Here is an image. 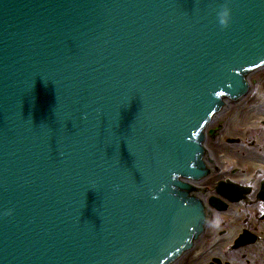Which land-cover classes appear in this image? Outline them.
<instances>
[{
  "label": "water",
  "instance_id": "95a60500",
  "mask_svg": "<svg viewBox=\"0 0 264 264\" xmlns=\"http://www.w3.org/2000/svg\"><path fill=\"white\" fill-rule=\"evenodd\" d=\"M263 66L264 0H0V264L178 262Z\"/></svg>",
  "mask_w": 264,
  "mask_h": 264
},
{
  "label": "flooded vegetation",
  "instance_id": "af4514ba",
  "mask_svg": "<svg viewBox=\"0 0 264 264\" xmlns=\"http://www.w3.org/2000/svg\"><path fill=\"white\" fill-rule=\"evenodd\" d=\"M206 149L208 174L189 183L208 206V226L176 264H264V67L251 75L248 93L214 118Z\"/></svg>",
  "mask_w": 264,
  "mask_h": 264
},
{
  "label": "rangeland",
  "instance_id": "374dc122",
  "mask_svg": "<svg viewBox=\"0 0 264 264\" xmlns=\"http://www.w3.org/2000/svg\"><path fill=\"white\" fill-rule=\"evenodd\" d=\"M219 221H218V218L217 217H215V229H217L218 228V226H217V223H218ZM230 234H231V232H230ZM233 234V233H232ZM233 236H227L226 237V239H227V243L228 242H230L231 241V238H232ZM206 240L207 241H209V237L208 238H206ZM210 242V241H209ZM212 242H215V237H214V239L212 240ZM263 259H264V254H263Z\"/></svg>",
  "mask_w": 264,
  "mask_h": 264
}]
</instances>
